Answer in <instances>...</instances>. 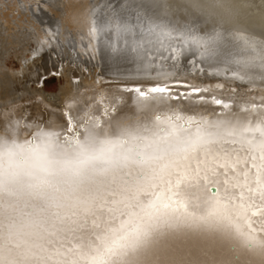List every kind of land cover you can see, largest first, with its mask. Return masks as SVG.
<instances>
[{"label": "snow or ice", "instance_id": "6c2138e0", "mask_svg": "<svg viewBox=\"0 0 264 264\" xmlns=\"http://www.w3.org/2000/svg\"><path fill=\"white\" fill-rule=\"evenodd\" d=\"M82 22L92 39L114 27L126 48L153 61H175L195 47L202 49L201 61L223 57L226 66L216 75L250 81L257 65L264 68V50L244 33L177 32L145 24L139 14L136 24L101 25L94 8ZM166 39L181 44L165 46ZM229 43L247 55L228 52ZM110 46L118 50L115 42ZM199 71L205 72L202 66ZM214 87L239 91L220 82ZM211 90L167 78L134 85L129 91L136 103L154 115L133 124L110 120L107 128L103 118L116 108L103 100L101 113L85 112L79 121L63 109L60 130L6 117L0 264H150L159 261L169 236L185 232L211 233L233 242V251L238 246L264 253V97L238 105L235 96L204 95ZM173 101L220 111L197 115ZM237 106L248 115H232ZM22 126L35 128L24 140Z\"/></svg>", "mask_w": 264, "mask_h": 264}, {"label": "bare ground", "instance_id": "6f19581e", "mask_svg": "<svg viewBox=\"0 0 264 264\" xmlns=\"http://www.w3.org/2000/svg\"><path fill=\"white\" fill-rule=\"evenodd\" d=\"M80 1L81 0H33L31 11L32 15L37 18L39 22L42 20L52 24L50 25L53 30L52 32L54 34H60L63 41H66L69 36L73 37L76 43L83 41L88 50L91 51L93 47H96L97 39H92L87 35L82 22L83 18L74 11L76 9L72 10L74 7L76 8ZM115 1V3L119 2V4L122 2ZM134 1L130 2L135 3ZM148 1L153 3H149L151 4L150 7H152V10L149 11L148 8H144L147 9L149 13L151 11L153 13L149 15L145 9L140 11L141 13L144 12V14H147L143 18L141 17L145 21V24L150 20L154 23L166 25L177 32L183 31L185 28H191L199 35H204L206 33L211 34L213 32H220L225 36L235 33H244L255 39L259 47L264 50V0H193L191 4L192 7H190L189 13L186 14L187 17L191 14L192 16H196L197 20H193L192 22H182L178 20L180 19L178 15L177 18H171L162 10L161 2H159V5L155 0ZM148 1L146 2L148 3ZM87 2L88 1L85 3ZM95 2H97V0ZM123 3L121 6L124 5ZM51 5H53L52 8H54L55 11L49 9ZM82 5H84V3ZM148 5L146 7H148ZM214 5L222 8V13L225 12L223 13L224 16L216 15L213 10L216 9ZM128 6L131 7L133 5L129 4ZM205 7H210V12L204 11ZM135 15L134 13V16ZM8 17L9 15H7V18ZM136 17L137 16L134 18ZM1 18L0 137L6 135L5 128L8 124L6 117L8 116H11L14 120H23L26 118L32 124L42 122L44 126L60 130L65 124V117L62 112L63 109L70 111L73 118L79 121L84 117L85 112L89 114L101 113L103 111V104L99 103L101 100L106 104L114 105L116 108L114 115L111 113V109H109V117L103 118L105 128L108 127L110 120L112 122L133 124L145 118H151L154 113L141 109L136 103V93L129 91V89L137 84L147 85L158 80H164L165 78L169 80L186 81L198 87H210L212 89L211 92L205 93L204 95H222L225 99H228L230 96H235L238 105L241 104L243 100L252 96H255L257 100L260 97H264V68L259 67V65L250 73L253 76L252 80L249 81L246 79L245 81H239L232 79L230 73L229 75H216V71L213 72V69L223 70L224 67L221 66L212 67V71L209 68H204L205 72L203 74L199 71L198 67L194 70H191V68L190 70H184L185 68H182V70L180 68H177V70H169L168 68V70L162 69L164 71L158 70L159 72H155V70L146 72L145 68H147V66H144V68L141 65L143 62L139 61L130 65L132 66L131 68L127 67L121 69L120 67H113L110 70H100L97 67L99 70L98 72L86 71L77 74H70L65 71L63 67L59 66L54 72L57 75H63L65 80L58 94L55 96V101L51 103L45 101L42 93L36 87H31L29 82L36 81V83H38L42 74H47L54 70L55 64L53 63V58L50 54L48 55V53L44 54L45 51L42 52L44 54L43 56L40 54L42 57L39 56V58L37 57L35 60H32V58H23L24 53L28 52L25 50L29 34H33H28V28L27 32L21 28L22 26H17L20 24H14L11 21L9 22ZM135 22H133V24H135ZM100 34H104L101 40L109 39V42H113L111 33L108 30ZM34 37L37 38L36 34ZM34 37L31 36L30 39ZM73 40L71 39L70 41L72 47H75ZM64 43L67 44L66 42ZM227 51L236 54L238 57L240 55H247V53H241L239 45L231 43H229ZM11 52H13L15 56H18L23 64L22 69L16 73L4 69V59ZM32 53V57H35L34 50H32ZM262 54H264V51H262ZM215 60L225 63L223 57H217ZM208 72L213 73V75H207ZM217 82L224 83L225 85L239 86V91L233 94L230 88L227 87L225 89H217L214 87ZM249 89H251V91H249ZM178 90L183 91L184 89L181 88ZM171 103L177 108L188 112H195L197 115L210 116L214 110L220 111V109L211 104L196 105L183 101H173ZM88 105H91V107H87ZM232 115L245 116L248 114L242 113L240 107L237 106L234 107ZM34 131L35 128L25 130L22 126L19 131V138L24 140ZM221 179H223V177H221ZM200 195L203 196L204 194L201 192ZM232 248L233 242L214 236L211 233L185 232L175 236H169L167 240L162 243L159 261L153 260L150 264H264V253L258 250L249 252L236 246L235 251H233Z\"/></svg>", "mask_w": 264, "mask_h": 264}, {"label": "rangeland", "instance_id": "374dc122", "mask_svg": "<svg viewBox=\"0 0 264 264\" xmlns=\"http://www.w3.org/2000/svg\"><path fill=\"white\" fill-rule=\"evenodd\" d=\"M86 1H88V2L85 3ZM95 1L94 0H81L79 2V4L76 6V8L74 7L72 10L76 9L74 11H76V13H78V15L83 18L89 9H91V8L96 9V18H98L96 20H97V23L101 24V25H108V24L115 25L117 21L130 22L133 24V22L137 21V17L136 18H134V17L137 16V14H139L140 17L143 18L145 15H147L149 13L148 10L145 8H148L150 11V10H152V7H150V6H151V4H153L148 0H136V1H134V0H117V2L122 1L121 4L124 2L123 4L125 6L124 5L121 6V4H119V2L115 3L116 2L115 0H110V1L109 0H97L98 3ZM130 1L131 2L134 1L136 4L131 3ZM142 1L143 2L145 1V2L143 3ZM146 1H148V3ZM155 1L158 2L159 5H160L159 2L162 3V6H161L162 10L166 13L167 16H169L171 18L172 17L177 18L178 16H180V19H178V20H181L182 22H184V21L185 22H189V21L192 22L193 20H197L196 16H192V14L188 17L186 15L187 13H189L190 7H192L191 4H192L193 0H155ZM127 2L128 3L130 2L129 4L133 5V6H131L132 8L130 6H128L129 4ZM81 3L82 4L84 3V5H82ZM95 3H96V5H95ZM139 3H141V4H139ZM149 3H151V4H149ZM32 5H33V0L32 1L31 0H21V1L20 0H0V14L2 15V12H3V15L2 16L0 15V18L2 17L5 20H7L9 22L11 21L14 24H20L17 26H19V27L22 26L21 28L23 30H26V31L28 28V31H29V32L27 31L28 34L29 33L33 34V35L29 34V39L27 41L26 50H25L28 52L24 53L25 56L23 55V58H26V59L32 58V60H35L37 57L38 58H39V56L42 57L44 54H47V53H48V55L50 54L51 57L53 58V63L55 64V68H53L54 70H52L51 72H49L47 74L45 73L46 75L45 74L41 75L44 77L43 84L36 83V81H34V82L30 81L29 82L31 87H36L42 93L45 101H48L51 103L55 101V96L58 94L60 87L64 84V80H65L63 75L60 76L54 72V71H56L57 68H59V66L63 67L65 69V71L69 72L70 74H77V73H84L86 71L98 72L99 70L97 69V67L100 70H110L113 67H120L121 69L127 68V67L131 68L132 66H130V65H132L136 62H139V61H142L143 63L145 61V63L144 64L142 63L141 65L143 67L147 66V68L144 67L146 72H149L150 70L151 71L155 70V72H159L162 69L168 70V68H169V70H173V69L177 70V68H180L181 70H182V68L183 69L185 68L184 70H190V68H191V70H194V69H197L196 67H198V69H199L200 66H202L203 68H209L212 71V69H213L212 67H215V66L225 67L224 65H226L225 63H223V61L221 62V61H217V60H213V59H210L211 61L209 59H203L201 61V59H199V57H200L199 52L202 51V49L199 50V49H196L195 47L192 48L191 52H189L187 49H185L181 55L177 56V59L175 61H173V60H166L165 61V60H160L159 58L155 59L154 61L150 60L147 57H143V56L137 55L135 53H132L130 51V49L126 48L124 46V40L116 38L114 27L108 31L111 33V37L113 39V42H115V44L117 46V49H118L117 51H113L112 47H110L109 39H106V40L102 39L101 40V38L104 37V34H99V36L96 40L97 41L96 45H95L96 47L95 48L93 47V49H91V51L88 50V48L85 46L83 41L76 43V41L73 40V37L69 36L70 40L72 39L73 42L75 43L74 44L75 47H72V44H71V41L69 40V38L66 41H63V38L60 34H54L52 32L53 30H52V27L50 26L52 24H50L49 22H46V21L44 22V21L39 19L41 22L40 23L37 20V18H35L32 15V11H31ZM136 5H139V6H136ZM147 5H148V7H146ZM52 6L53 5H51L50 6L51 8H49V9L50 10L52 9L51 11H53V10L55 11V9L52 8ZM108 6H109V8H108ZM214 6L217 9V10L213 9L214 12L216 13V15L224 16L223 13H225V12L222 13V8H219L217 5H214ZM17 7H18V9H17ZM97 7L101 8V9H98ZM137 7H139V8H137ZM82 9H83V11H82ZM143 9L146 10L147 14H144V12L143 13L140 12ZM209 9H210V7H207V8L205 7L204 11L210 12ZM77 10H80V11H77ZM134 13L136 14L135 16H134ZM151 13H153V12L151 11L149 13V15ZM155 13H157V12H155ZM6 14L9 15L8 18L9 19L11 18L10 20L7 18ZM133 20H135V21H133ZM136 23L137 22H135V24ZM39 25H40V27H39ZM44 25H46V26H44ZM46 27H48V28H46ZM84 28H85L86 33L88 35V29H87V27H85V25H84ZM105 31H107V30H105ZM101 33H103V32H101ZM35 34H36L37 38L34 37ZM31 36L34 38L30 39ZM129 37L130 36L125 37V38L128 39ZM50 39H52V40H50ZM59 39L61 42L59 41ZM64 42H66L67 44H65ZM169 43L178 46L181 44V40H179V39L167 40L166 39L165 40V46H167V44H169ZM157 47H159V45H157ZM31 49L34 50L35 57H32L33 53H32ZM37 49L39 52L37 51ZM45 49H47L48 51ZM42 52H44V54ZM193 53L195 55H193ZM40 54H42V56ZM167 54L168 53L165 52V55H167ZM118 57H119V59H118ZM21 62H22L21 59H19L18 56H15V54L13 52H11L4 59V62H3L4 63V69L8 70L10 72H15V73L17 71L19 72L23 67V64ZM231 67H234V66H231ZM165 68H167V69H165ZM164 70H162V71H164ZM214 71H217V70H215V68H214L213 72Z\"/></svg>", "mask_w": 264, "mask_h": 264}]
</instances>
